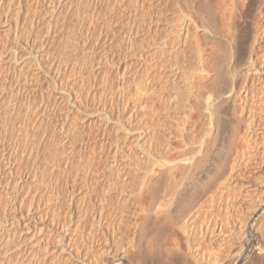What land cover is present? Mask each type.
I'll return each instance as SVG.
<instances>
[{
    "label": "bare ground",
    "instance_id": "obj_1",
    "mask_svg": "<svg viewBox=\"0 0 264 264\" xmlns=\"http://www.w3.org/2000/svg\"><path fill=\"white\" fill-rule=\"evenodd\" d=\"M60 28L55 52L41 47L51 58L71 55L75 32ZM126 34L115 103L69 108L52 135L64 161L33 143L38 167L71 168L86 202L73 189L66 261L52 264H264V0H134Z\"/></svg>",
    "mask_w": 264,
    "mask_h": 264
},
{
    "label": "rangeland",
    "instance_id": "obj_2",
    "mask_svg": "<svg viewBox=\"0 0 264 264\" xmlns=\"http://www.w3.org/2000/svg\"><path fill=\"white\" fill-rule=\"evenodd\" d=\"M133 8L134 0H0V226L12 228L0 244V264L66 261V250L58 247L67 242L63 234H73L68 227L69 199L75 194V208L86 203L79 198L82 181L74 184L72 194V169L51 164L40 169L33 143L46 144H39L42 154H58L64 161L67 146L52 135L69 108L76 105L80 117L91 100L115 103L118 39L130 31ZM260 12L256 10L255 22L263 19ZM62 24L75 32L68 46L71 55L63 58L57 53L54 59L41 47L51 44L55 52L51 38L59 35ZM48 103L57 108L43 113ZM74 116L68 122L66 117L67 131L79 119ZM3 155L10 156L12 170ZM13 196L14 217L13 211H6ZM79 245L76 260L82 261L86 250Z\"/></svg>",
    "mask_w": 264,
    "mask_h": 264
}]
</instances>
